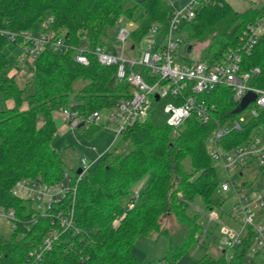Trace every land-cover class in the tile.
Listing matches in <instances>:
<instances>
[{
	"label": "trees",
	"instance_id": "obj_1",
	"mask_svg": "<svg viewBox=\"0 0 264 264\" xmlns=\"http://www.w3.org/2000/svg\"><path fill=\"white\" fill-rule=\"evenodd\" d=\"M170 2L0 0V30L38 36L52 32L56 37L65 36L71 47L85 44L95 49L108 47L107 31L125 20L135 26L131 40L140 44L152 27L167 28L174 9ZM263 15L264 5L238 12L226 0H212L211 5L197 10L193 20L181 25L186 58L180 61L192 62L189 55L193 45L212 37L198 62L209 66L220 62L229 50L238 47L247 27ZM19 42L0 35V102L12 103L11 107L0 108V208L15 211L17 218L16 229L0 237V264H26L30 253L57 225L51 216L41 215L29 202L14 197L15 183L40 179L55 184L65 175L77 177V170L67 172L63 156L52 147L57 132L55 112L69 108L88 116L109 110L119 100L130 98L133 92L126 81L117 79L116 67H103L94 56H89V65H82L74 60V50L58 52L51 45L33 59L32 79L22 87L16 75H8L13 65L6 53L21 48ZM254 68L260 73L250 83L264 89V35L254 50L243 56L242 72ZM113 80L118 81L117 85H111ZM80 81L84 85L77 88ZM30 84L34 87L31 94ZM169 100L155 101L148 117L127 129L104 160L82 177L73 205L75 229L61 232L52 250L36 264H173L192 249L201 248L208 238L212 244L221 242L220 236L206 231L202 223L205 211L221 208L214 201L220 187L216 174L218 161L209 154L207 141L218 126H229L246 109L239 110L241 104L233 101L230 88L218 87L201 95V100L214 107L210 121L203 123L194 113L175 136L163 110ZM260 134L264 135V109L257 117L245 120L240 130L232 129L225 135L219 142L220 149L233 151ZM149 173H154L152 181L129 210L132 186ZM247 183L253 184L251 180ZM67 206L65 201L49 213ZM168 215H173L186 229L178 239L182 244H175V238L162 227V217ZM153 235L167 238L170 253L158 262L144 263L134 256L133 248L138 237ZM253 245L254 235L249 230L235 249L232 261L228 262L222 251L218 257L206 254L194 264H246L245 258Z\"/></svg>",
	"mask_w": 264,
	"mask_h": 264
},
{
	"label": "built area",
	"instance_id": "obj_2",
	"mask_svg": "<svg viewBox=\"0 0 264 264\" xmlns=\"http://www.w3.org/2000/svg\"><path fill=\"white\" fill-rule=\"evenodd\" d=\"M211 4L212 0H190L181 10L174 7L166 29L161 26L152 27L140 43L144 46L140 48L139 53L137 49L140 44L131 46L130 50L138 53L137 58L128 57L125 53L126 44L131 39V31L127 28L119 29L118 39L123 46L117 53L107 46H98L95 49L85 44L79 48L71 47L66 43L65 36L56 37L52 32L38 36L31 32L13 33L0 30V35L9 37L12 42L20 40L19 45L23 53L32 59L39 57L47 46L51 45L54 51L58 52L74 50V60L82 65H89V56H94L101 66L116 67L117 79L126 81L133 92L130 98L119 100L109 109V115L106 116L115 124V142L127 129L148 117L155 101L165 99H170L163 108L166 122L173 128L176 136L179 128L194 113L203 123L210 121L214 107L208 106L201 100V95L218 87L230 88L233 101L237 104H241L249 94L255 95L252 105L246 108L249 109L251 117H257L259 111L264 109V89L254 87L250 83L252 77L259 74L260 70L254 68L250 72L243 73L241 69L243 56L250 54L264 35V15L247 27L239 38L238 47L229 50L220 62L209 66L198 61L190 63L180 61L181 58H186V55L180 54L183 39L181 25L185 21L193 20L198 9ZM137 66L142 70L136 71ZM178 100L181 101L180 105L176 104ZM60 110L64 119L74 127L82 124L97 125L102 118L101 111L83 116L69 108ZM244 121L243 118L235 120L232 122V128H228L227 125L218 126L207 141L209 154L217 161L221 160L229 173H235L229 181L220 186L223 192L231 191L237 197L236 204L228 211L229 219L237 227L224 224L220 228L222 248L228 262L232 261L235 249L241 245L249 230L253 232L254 244L264 247V186L255 189L253 184L250 186L247 181L238 183L246 167L255 165L264 168V135H258L247 145L230 152L221 150L219 145L220 140L232 129L240 130ZM91 165L89 160L81 159L79 165L81 173H77L78 182L89 172ZM77 184H74L73 178L69 175H65L61 182L55 184H47L40 179H22L15 183L12 189L14 197L29 202L35 211L43 216H51L54 219L53 224L57 223L56 228L44 237L41 245L30 253L26 264H36L41 261L43 255L51 251L54 244L59 241L61 232L75 229L73 205ZM65 201L68 202L67 209L61 208L55 213H49L53 208L61 207ZM34 202H38V206H35ZM43 206L44 212L40 210ZM133 207L134 204L131 202L128 209ZM125 215L126 213L123 217ZM205 215L207 227L220 222L218 212L211 210ZM122 218L115 224H118ZM1 222H6L13 229L16 228L15 211L0 208ZM259 252L254 250L256 256ZM245 261L246 264H255L254 259L248 257Z\"/></svg>",
	"mask_w": 264,
	"mask_h": 264
},
{
	"label": "rangeland",
	"instance_id": "obj_3",
	"mask_svg": "<svg viewBox=\"0 0 264 264\" xmlns=\"http://www.w3.org/2000/svg\"><path fill=\"white\" fill-rule=\"evenodd\" d=\"M231 5L234 6V9L238 12H243L248 9L250 6H262L264 5V0H227ZM251 4V2H253ZM190 0H171V5L176 9L181 10L185 8L189 4ZM250 2V3H249ZM134 24L127 22L125 20H121L114 28L109 29L108 35L109 39L107 40L108 48L117 53L118 50L121 49L123 44L118 39L119 29L127 28L132 32L134 29ZM212 38V37H211ZM211 38L209 40H205L203 42L195 43L192 47V50L189 55V59L192 62H197L201 60L203 56V51L210 45ZM138 46L139 44H134V42L130 39V41L126 44L125 53L128 57H138V53L140 48L144 46V44H140L137 52H132L131 46ZM8 53V59L12 63L13 67L9 71L8 75L11 77L16 75V78L19 84L22 87L27 86L32 79V63L33 59L26 56L21 48H16L14 51L6 50ZM181 55H186L184 50L180 51ZM142 68L137 66L136 71H141ZM118 81L113 80L111 85H117ZM84 85V82L80 81L76 84L77 88H81ZM34 87L32 84L28 86V93H33ZM1 100V96H0ZM11 107L12 103L10 101L7 104L0 102V108ZM23 108H26L24 106ZM109 115V110L101 111V121L97 123V125H102L99 127L91 126L85 124V127L78 128L71 125L68 121H66L63 117V114L60 109L55 112V123L57 127V132L54 135L52 140V147L58 153L63 156L65 167L67 172L72 173L74 170L78 171L80 161L82 158L89 160L92 165L89 171H92L97 165H99L113 147L116 134H115V124L106 118ZM240 118L245 120H250L251 115L249 113V109H246ZM43 124V118H39V125ZM94 127V128H92ZM233 123H231L228 128H232ZM96 128V129H95ZM217 129V128H216ZM215 129V130H216ZM262 136V134H260ZM221 141V140H220ZM223 150V149H222ZM216 174H217V182L221 186L223 183L229 181L231 177L235 174L234 172H228L225 169L224 163L220 160L216 164ZM154 177V173H149L144 176L140 181L135 183V185L131 188V200L132 203L138 199V196L141 195L147 186L150 184ZM74 184L78 183L77 177L73 179ZM253 182V187L255 189H261L264 186V170L261 171L259 167L255 165H250L243 169V177H239L238 183ZM252 186V185H251ZM214 201L221 205V208H216L213 211L218 212L220 222L213 223L209 227L206 225V213L209 211H205L203 214V225L206 227V231L214 232L222 238L220 233V228L222 225H227L229 227H237L228 217V211H230L233 206L237 202V197L230 192H223L221 188L217 190ZM35 206H38V202L33 203ZM134 208V207H133ZM132 208V209H133ZM42 212L45 211L44 206L40 209ZM197 210V208L195 209ZM224 210V211H223ZM226 211V212H225ZM124 216V215H123ZM122 216V217H123ZM120 223V221H119ZM118 223V224H119ZM162 227L167 229L170 237L175 238V244H182V241L178 239L184 235V231L186 230L184 226H182L179 221L173 216L168 215L162 217L161 220ZM116 224V225H118ZM16 228H11L6 222L0 223V237L7 236L11 234ZM254 250H259V254L256 256ZM223 251L222 243L212 244L211 240L208 238L204 240L203 246L201 248H195L190 251V253L185 254L173 264H194L197 260H201L206 254H209L214 257H218L219 254ZM169 244L167 238L161 235H153L151 237H138L135 246L133 248V254L136 258L144 263L149 262H158L162 258L169 255ZM249 259H254L255 264H263L264 262V247H260L257 243L253 245L251 251L247 255Z\"/></svg>",
	"mask_w": 264,
	"mask_h": 264
},
{
	"label": "water",
	"instance_id": "obj_4",
	"mask_svg": "<svg viewBox=\"0 0 264 264\" xmlns=\"http://www.w3.org/2000/svg\"><path fill=\"white\" fill-rule=\"evenodd\" d=\"M254 100H255V95H253V94H249V95L243 100V102L241 103V107L239 108V110L246 109V108L249 106V104H250L251 102H253ZM82 126H83V124L80 125L79 127H82ZM77 173L80 174V173H81V170L79 169V170L77 171Z\"/></svg>",
	"mask_w": 264,
	"mask_h": 264
},
{
	"label": "crops",
	"instance_id": "obj_5",
	"mask_svg": "<svg viewBox=\"0 0 264 264\" xmlns=\"http://www.w3.org/2000/svg\"><path fill=\"white\" fill-rule=\"evenodd\" d=\"M226 1H227V0H226ZM227 2H228V1H227ZM249 3H250V2H249ZM252 3H254V1H253V2H251V4H252ZM232 6H233V5H232ZM233 7H234V6H233Z\"/></svg>",
	"mask_w": 264,
	"mask_h": 264
}]
</instances>
